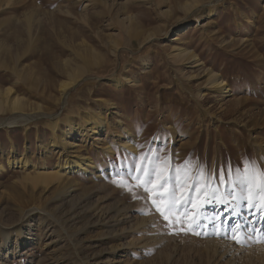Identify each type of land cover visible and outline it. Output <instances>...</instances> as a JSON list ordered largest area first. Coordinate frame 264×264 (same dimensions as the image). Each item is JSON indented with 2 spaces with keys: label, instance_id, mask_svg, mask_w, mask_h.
Listing matches in <instances>:
<instances>
[{
  "label": "rangeland",
  "instance_id": "obj_1",
  "mask_svg": "<svg viewBox=\"0 0 264 264\" xmlns=\"http://www.w3.org/2000/svg\"><path fill=\"white\" fill-rule=\"evenodd\" d=\"M188 1L0 0V98L10 88L27 108L39 102L50 108L48 94L64 77L63 63L74 67L96 59L99 65L88 67V82L72 93L70 107H80L82 113L103 110L110 123L99 141L90 138L83 150L94 162L92 176L74 175L70 185L75 186L58 197L55 185L34 196L22 173L7 166V155L20 153L25 138L19 129H0V161L6 166L0 173V239L8 234L17 238L19 228L23 238L30 228L40 239L32 245L21 240L18 251L0 256V264L260 263L264 212L249 211L246 202H240L241 215L231 219L230 205L227 211L224 205H205L203 213L189 205L187 222L195 215L206 217L196 229L202 234H170L151 200L174 188L179 200L189 193L187 183L182 189L174 182L161 188L162 181L153 176L151 191L144 192L129 180L135 199L113 183L117 173L127 178L142 155L156 164L158 173L167 158L173 177L186 161L190 175L204 167L213 180L221 169H231L233 180L237 169L243 172L249 165L264 170V0H221L186 13L181 7ZM149 32L155 38L147 41ZM114 44L119 46L116 56ZM177 46L197 56L202 69L187 64L189 77L183 78L169 58ZM207 70L223 77L231 90L197 99ZM111 75H128L134 83L115 89L106 82ZM38 128L39 138L47 140L48 128L43 123ZM34 133H29L26 155L36 165L51 167L56 156L35 148ZM126 137L134 155L121 142ZM107 145L114 155L102 150ZM219 186L222 192L229 187L227 175ZM190 194L194 204L203 203V196ZM35 204L39 210L31 209ZM215 215L220 219L213 221ZM237 220L244 225L237 235L240 243L231 231Z\"/></svg>",
  "mask_w": 264,
  "mask_h": 264
},
{
  "label": "bare ground",
  "instance_id": "obj_2",
  "mask_svg": "<svg viewBox=\"0 0 264 264\" xmlns=\"http://www.w3.org/2000/svg\"><path fill=\"white\" fill-rule=\"evenodd\" d=\"M160 1L165 2L167 0ZM204 1L206 0H190L188 2L182 3L184 5L181 7V9L186 13H191L196 11L203 5L205 6L209 3H217L221 0H207L206 2ZM166 12H169V10H166ZM180 30V27L174 28L173 35H175ZM154 35L155 33L149 32L144 38L147 39V41L152 40L153 38H155ZM176 39L177 37H174L172 41ZM112 49V53L116 56V53L119 50L118 44H114ZM169 58L172 62L179 65L178 72L182 75L183 78L189 77L185 74L184 71V66L187 64L190 66V68L197 69L198 71L202 69V61L186 48L178 46L174 47L173 50L169 53ZM87 60L88 59H86V61L84 60L85 63L83 62V64L76 65L74 67L70 66L68 61L63 63L64 77L63 79H59L57 83L55 82L56 85L53 93L48 94L47 99L52 105L50 108H45V106L40 102L37 103L35 107L27 108V103L22 97L15 94L11 95L10 88L4 90V93L0 98V114L2 115L0 117V129H19L22 131L23 137L25 138L24 144L22 146V151L11 156L7 155L5 163L10 168H17L20 173H22V182L28 183L30 185L32 194L34 196L36 195V192L38 190L45 191L51 186L55 185V187H57L56 189L58 191V197L64 189H68L73 185H70V181L74 177V175L88 178L93 174V170L95 168L94 162L90 156L83 154V150L87 146L86 142H89L90 138H92V143H96L101 132L105 133L110 123L108 124V120L106 119V116L104 114L105 112L103 110L92 112L87 111L88 109H86L84 113H82L80 112V107H77L76 109L70 107V105L73 103L72 93L78 90L82 84H86L88 82V71L91 70H88V67L92 65H99V61L96 59L88 61ZM204 73L206 82L204 83L205 85L203 86V88H198L199 90L196 93L197 99L201 98L206 93L208 94V92L214 94L217 97L220 95H224L231 90L223 77L219 76L211 70H207ZM106 82L110 83L115 89H119L123 86L134 83V80L131 79L128 75L119 77L111 75L110 77L106 78ZM57 108H60V110L57 111ZM76 118H78V120ZM41 123H43L44 126L49 130V138L47 140L43 139L44 141L39 138L41 134H38V125H41ZM60 123H62L63 125H61ZM48 130H46L47 133ZM33 131H35L34 134L37 141V143H34L35 148L38 149V151L40 149L43 150V152L41 151V154L49 153L56 156V162L51 167L47 166V164L45 163L36 165L26 155L29 149V133ZM125 132H128V130H125ZM113 133H111V135H113ZM10 142H12V140ZM121 142L126 149L130 150L133 155L135 154L136 151L134 149V145L129 137H126ZM101 148H103L102 150L105 152V154H107V156H112V154L114 155L108 145ZM5 171L6 166L0 161V173H3ZM22 207L23 206H21L20 209H24V207ZM31 207V209L39 210L36 204L32 205ZM21 213L24 214L23 210L20 211V214ZM31 220L33 221V219L30 218L27 220V224L29 226ZM38 222L43 223L44 221L39 219ZM31 230L32 229L29 228V230L27 231L28 234L26 238H23V231L21 230V228H19L17 229V238L11 239V235L8 234L0 239V256H2L3 253L12 255L16 251H18L21 244H23L21 243V240L22 242L24 240V243L28 245H32L35 242L39 243L40 239L36 241L35 234H33ZM50 243V240L49 242H44L42 247L44 248L50 245ZM228 245L230 246V244ZM54 251L55 250H53V252ZM262 252H264V250ZM226 253L228 252L225 251V255ZM256 254L258 256V252ZM255 256L256 255H254V257ZM258 260L260 262L259 264H264V254H260V258Z\"/></svg>",
  "mask_w": 264,
  "mask_h": 264
},
{
  "label": "snow or ice",
  "instance_id": "obj_3",
  "mask_svg": "<svg viewBox=\"0 0 264 264\" xmlns=\"http://www.w3.org/2000/svg\"><path fill=\"white\" fill-rule=\"evenodd\" d=\"M159 159V158H157ZM139 162L135 163L129 168L127 178L117 173V178L113 180L119 187L125 188L133 198H138L133 187L128 184L129 180L136 181L134 187L142 188L144 192L151 191L149 185H154L152 179L156 177L157 181H162L158 187H164L170 182H174L176 187L183 188L184 184L187 183L189 187V193L177 199L175 188L168 193L167 196L160 195L156 199L151 200V204L155 211L159 213L163 221L166 223L164 227L170 228V234H175L177 231L180 232H192L195 235H201L202 233L196 231L197 228L202 227L200 221L205 219L203 215H195L190 222H187L188 217V206L192 205L196 208L199 213H203L205 205L218 204L224 205L225 211L228 210L230 205L231 219L232 217L240 216L239 211L240 202H246L245 207L251 211L256 209L260 212H264V170L255 168L254 165H249L244 169L243 172L240 169L236 170V178L232 179V170L221 169L219 174L215 176V180L212 179L213 174L206 172L204 167H198L194 175H190L192 167L190 162L186 161L183 166H178L175 170V177L171 174L170 162L167 158L161 161L160 171L157 172L156 164L149 160L146 155L138 157ZM143 161H147L148 164L152 165L151 168L145 166ZM227 175L228 188L221 191L219 185H225ZM145 177H147L145 179ZM216 181L219 183L217 184ZM239 190V192L237 191ZM190 193H196L204 197L203 203L194 204L193 197ZM183 210V216L181 215ZM220 219L219 215L212 217V220ZM227 223V220L222 221ZM244 225L237 220L231 226L233 233L232 238L237 243L241 241L237 239V235L240 234V230L243 229Z\"/></svg>",
  "mask_w": 264,
  "mask_h": 264
}]
</instances>
